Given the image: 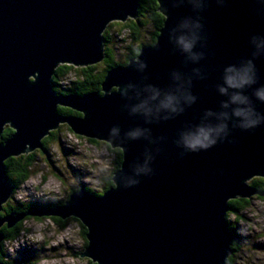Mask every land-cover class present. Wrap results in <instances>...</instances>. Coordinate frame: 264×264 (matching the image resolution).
Segmentation results:
<instances>
[{"label": "water", "instance_id": "water-1", "mask_svg": "<svg viewBox=\"0 0 264 264\" xmlns=\"http://www.w3.org/2000/svg\"><path fill=\"white\" fill-rule=\"evenodd\" d=\"M157 1L165 20L154 44L110 69L101 92L60 95L57 67L101 63L104 33L136 19L139 0H0V214L13 195L5 162L44 151L62 124L122 152L100 197L82 188L52 209L0 216V249L4 227L52 217L81 222L88 244L79 257L94 264H227L233 255L228 203L250 200V181L264 178V102L254 96L264 88V50L254 57L250 42L264 38V0ZM182 35L195 37L190 53L176 43ZM248 61L255 82L221 93L225 70ZM237 91L247 105L230 103ZM165 95L178 98L175 112L157 108ZM59 107L81 116L64 117ZM237 107L260 123L242 129ZM220 125L211 146H184L186 134ZM7 127L13 133L2 139Z\"/></svg>", "mask_w": 264, "mask_h": 264}, {"label": "rangeland", "instance_id": "rangeland-1", "mask_svg": "<svg viewBox=\"0 0 264 264\" xmlns=\"http://www.w3.org/2000/svg\"><path fill=\"white\" fill-rule=\"evenodd\" d=\"M127 23L128 20L115 22L108 28L110 46L120 61L129 44ZM151 33L149 27L144 28V42L150 41ZM58 130V140L49 142L48 152H34L32 176L9 199L11 205L21 202L34 206L32 209H50L55 207L51 206L55 202L64 203L73 189L84 186L102 191L112 177L114 154L108 144L77 136L67 124ZM227 221L237 234L231 264H264V195L258 192L252 196L248 204L230 212ZM66 222L62 230L48 217L26 219L25 231L20 237L4 244V261L7 264H89L88 258L79 257L85 244L80 225L72 218Z\"/></svg>", "mask_w": 264, "mask_h": 264}, {"label": "trees", "instance_id": "trees-1", "mask_svg": "<svg viewBox=\"0 0 264 264\" xmlns=\"http://www.w3.org/2000/svg\"><path fill=\"white\" fill-rule=\"evenodd\" d=\"M165 16L159 11V4L157 0H139V8L136 19H129L126 25L129 26L130 35H129V44L126 47V53L123 56V60H118L115 54L114 47L110 46V37L109 30L104 33V41H105V58L104 60L93 66H87V67H74L73 65H59L57 69L55 70V75L53 78V90L60 95H85L92 92H101V84L107 74V72L116 67V66H126L128 62L132 59H135L138 54L139 50L144 45H152L156 42V38L158 35L159 30L162 28L164 24ZM115 22L111 23V25L108 27H112V25ZM135 24V25H134ZM145 27H149L151 29V35H150V41L144 42L142 38V31ZM123 43H126L124 39H121ZM61 82H63L61 84ZM59 114L62 116H81L80 114L76 113L75 111L68 109V108H58ZM58 132L59 130L52 131L51 136L49 135L46 137L43 141L44 144V153L48 152V145L50 141L58 140ZM13 131L10 128H6L4 130V133L2 135V139H6L9 137ZM92 142H96L95 140H91ZM112 152L114 154V168L112 171V177L116 171L120 168V165L122 163V152L119 149H112ZM36 160L35 153L22 155L19 157H12L9 158L5 162L6 171L8 175L9 180V186L13 189V194L19 189V187L22 184H25L32 176V169L34 161ZM112 177L108 179L107 184L104 186L103 190L98 192L93 187H84L87 191L91 192L94 196L100 197L102 193L107 190L108 188L112 187ZM257 192H259L260 195H264V178H254L249 183ZM79 190V189H78ZM74 191V189L71 191V193ZM249 203V200L238 198L236 200H231L228 203L229 211L227 213V219L230 214V212H235L238 210V208H242L243 205H246ZM58 205H61L63 203L57 202ZM55 203H53L51 206L55 205L58 206ZM47 207V206H38V208ZM3 212L0 214V216L4 217L11 213L19 214L27 212L28 210L34 208L31 206H26L24 203L16 202V204L13 206L11 203H8L5 205ZM30 219V217L26 218ZM19 222L17 225L12 227L11 229H7L6 227L3 228V233L5 235V239L1 244L0 249V262L2 264H7V262L4 261L3 257V249L4 244L6 242H13L17 240L22 232L25 231V220ZM52 219L62 230L66 228V220L63 221L61 219L56 218H50ZM74 221H76L81 228V236L85 240V244L83 249L87 246V239L86 234L87 230L86 228L81 224V222L77 219L72 218ZM229 223V222H228ZM229 227L231 231L234 234V237L237 235L235 228L231 227L229 223ZM235 242L232 243V249L233 252L235 250L234 248ZM231 257L229 258L227 264H231ZM89 264H94L93 262H89Z\"/></svg>", "mask_w": 264, "mask_h": 264}, {"label": "clouds", "instance_id": "clouds-1", "mask_svg": "<svg viewBox=\"0 0 264 264\" xmlns=\"http://www.w3.org/2000/svg\"><path fill=\"white\" fill-rule=\"evenodd\" d=\"M194 42V36L182 35L177 37L176 40L177 45L185 53L191 52ZM250 42L254 45L255 48V51L253 53L254 57L255 55L259 54L261 50H264V38L253 37ZM223 81L225 87L220 88L221 93H224L226 88L240 90L246 86L252 85L255 82V72L252 62L248 61L245 66H242L239 69H234L231 67L226 69ZM157 95L158 94L154 92L149 99L156 100ZM254 96L256 99L264 102V88L257 89L254 92ZM186 99L190 101L192 98L186 97ZM230 103L236 105H247L248 100L245 96L240 95L237 91L236 94L231 95ZM178 104L179 100L176 96L165 95L162 99L159 100L157 108L175 112L177 110ZM222 106L227 107L226 104ZM141 107H143V105H141ZM232 115L239 119V126L245 130L256 127L261 120L258 115L254 116L253 111L249 107H237L233 110ZM223 129L224 125H220L216 128L198 127L194 132H190L183 137V144L187 149L192 151H195L197 148H207L215 143L214 137L221 133ZM132 135L135 136L138 135V133H133Z\"/></svg>", "mask_w": 264, "mask_h": 264}, {"label": "flooded vegetation", "instance_id": "flooded-vegetation-1", "mask_svg": "<svg viewBox=\"0 0 264 264\" xmlns=\"http://www.w3.org/2000/svg\"><path fill=\"white\" fill-rule=\"evenodd\" d=\"M64 117H70V116H64ZM37 151H39V152L41 153V150H37ZM246 200H247V199H246ZM8 203H9V202H7L5 205H7ZM5 205H4V206H5ZM4 206H3V207H4ZM3 210H4V208H3ZM56 219H59V218H56Z\"/></svg>", "mask_w": 264, "mask_h": 264}, {"label": "bare ground", "instance_id": "bare-ground-1", "mask_svg": "<svg viewBox=\"0 0 264 264\" xmlns=\"http://www.w3.org/2000/svg\"><path fill=\"white\" fill-rule=\"evenodd\" d=\"M135 25V24H134ZM69 130V129H68ZM51 136V135H50ZM44 141V140H43ZM42 152V151H41ZM24 156V155H23ZM258 193V192H257ZM56 207V206H55ZM37 208V207H36ZM54 208V207H53ZM50 209H52V208H50Z\"/></svg>", "mask_w": 264, "mask_h": 264}]
</instances>
